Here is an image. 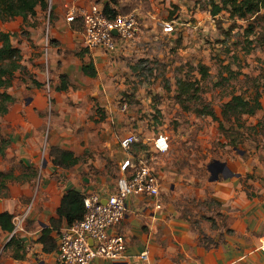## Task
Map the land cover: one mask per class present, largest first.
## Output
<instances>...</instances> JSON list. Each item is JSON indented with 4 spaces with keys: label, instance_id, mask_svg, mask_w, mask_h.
<instances>
[{
    "label": "crops",
    "instance_id": "0c3cea01",
    "mask_svg": "<svg viewBox=\"0 0 264 264\" xmlns=\"http://www.w3.org/2000/svg\"><path fill=\"white\" fill-rule=\"evenodd\" d=\"M94 3L103 8L108 3L115 6L111 0H51L46 10L38 7L35 16L0 20V31L20 33L12 39L23 56V70L16 73L13 85L8 89L15 101L8 112L0 116V131L7 140L0 170H12L18 178L0 190V212L8 211L15 216L30 206L25 231L18 235L26 244V258L14 259L10 249L5 250L11 234L0 228V248L4 249L0 264H56L55 251L46 253L38 240L42 230L51 225V219L59 218L58 209L64 195L70 189H76L84 196L98 193L106 201L117 190L116 167H121L128 158L150 152L155 153L151 157L152 164L160 172L156 171L161 180L162 206L156 207L155 200L145 195L129 198L125 219L112 230L125 235L128 260L114 262L99 258L94 264H234L233 236L226 233V229L230 232V227L238 223L241 225L239 232H243L246 220L236 215L237 204L232 198L234 180L239 181L249 164H244L243 159L240 163L217 160L226 164V173L223 171L221 181L219 177L209 178L214 185L211 188L213 197L225 200L214 216L215 222H197L195 214L198 210L193 204L187 208L191 216L183 214L182 199L185 205V198L188 201L200 197L206 188L199 187L193 177L187 176L188 172L177 169V158L167 155L170 147L164 153L156 150L154 141L161 133H156L155 126H145L134 113L127 114L114 104V86L110 85L113 80L110 76L103 79L98 69L100 63L108 60V53L84 47L80 13L77 20H67L72 8L81 12L89 10ZM209 15L214 20L218 18L210 11ZM48 21L50 42L46 47ZM90 63L98 71L96 77L83 71L84 64ZM47 75L53 84L61 81L60 88L67 84L65 89L54 88L51 104L45 84ZM65 76L76 86V92L66 79H61ZM97 78L103 81V93L78 87L87 83L91 86ZM261 102L263 108L259 112H264V94ZM132 133L138 134L141 141L133 144L132 150H126L120 141ZM54 146L73 151L81 158L80 162L69 169L56 166L50 156ZM243 166L245 170L241 169ZM30 168L36 171L27 172ZM241 208L244 213L246 207ZM218 214L224 217L225 224L220 225ZM67 225L66 219H62L58 229ZM201 230L213 240L211 245L201 243ZM223 230L225 241L219 243V234ZM262 230L260 227L259 232ZM57 234L55 230L56 243ZM263 239L264 236L260 238V246ZM143 252H148L147 260L141 259Z\"/></svg>",
    "mask_w": 264,
    "mask_h": 264
},
{
    "label": "rangeland",
    "instance_id": "374dc122",
    "mask_svg": "<svg viewBox=\"0 0 264 264\" xmlns=\"http://www.w3.org/2000/svg\"><path fill=\"white\" fill-rule=\"evenodd\" d=\"M126 2L132 1L118 0L120 4ZM147 2L149 9L139 4L130 11L137 12L141 18L135 38L121 43L115 53H108V60L99 64V73L103 79L110 76L113 80L110 85L114 86V104L127 114L134 113L145 126H155L156 133L167 134L170 137L167 155L177 158V169L188 172L187 176L193 177L199 187L206 188V193L202 192L200 197L188 201L185 198V205L182 199L185 216H191L187 208L193 204L198 210L197 222H215L214 216L221 209V202H225L213 197L211 189L214 185L209 178L214 176L211 164L215 160L240 163L243 159L244 164H249L239 181L233 178L236 182L232 198L237 204L236 215L243 220L245 217L247 224L243 225L242 233L238 223L230 227V232L226 229V233L233 236L234 264H264V252L259 248L260 238L264 236L261 234L264 232V112L245 115L247 128H240L238 134L229 132L232 138L238 135L237 147L231 145L232 138L220 131L218 121L197 113L198 108L209 104L221 116V106L232 93L251 96L256 85L264 89V78H259L264 75V18L261 17L264 10L257 18L248 20L232 19L224 11L214 20L209 15L211 0ZM167 22L173 25V31L164 30ZM250 26H254V31L248 35ZM199 63L210 68L205 79L199 74ZM61 79H66L74 92L78 90L68 76ZM181 79L196 81L199 100L179 101L177 92ZM93 82L91 86L87 83L78 87L103 93V81L97 78L96 83ZM60 84L61 81L53 84L50 80L52 91L58 90ZM94 99L99 103L97 97ZM146 154L152 157L155 153ZM15 167L24 172L18 164ZM129 169L130 166L125 171L116 167V179ZM241 169L245 170V166ZM31 170L35 169L27 172ZM157 172L160 174L159 169ZM222 173L219 172V181L223 179ZM241 206L246 207L244 213ZM218 221L220 225L225 224L221 214ZM260 227L262 232H259ZM224 232L219 234V243L225 241ZM208 236L201 230L199 239L205 246L213 243ZM228 241L231 244L230 239ZM3 255L4 249L0 248V260Z\"/></svg>",
    "mask_w": 264,
    "mask_h": 264
},
{
    "label": "built area",
    "instance_id": "2783aa9c",
    "mask_svg": "<svg viewBox=\"0 0 264 264\" xmlns=\"http://www.w3.org/2000/svg\"><path fill=\"white\" fill-rule=\"evenodd\" d=\"M78 13L81 14L83 22L81 37L84 47L88 50L100 49L106 53H115L121 43L135 38L141 21L137 12H107L98 3L92 4L89 10L81 12L72 8L67 20L74 21ZM49 26L48 21L45 35L46 47L50 42ZM164 30L173 31V25L165 23ZM50 80L51 78L47 75L46 84L51 104ZM140 141V136L132 133L123 137L120 142L124 149L129 150L133 144ZM169 141V136L161 133L156 137L154 146L158 152H168ZM129 166L130 169L118 178L116 192L112 193L106 201H103L98 193L86 195L83 218L58 231L56 264H94L99 258L114 262L128 260L125 235L114 233L112 230L125 219L129 198L145 195L155 200L156 207L162 206L161 180L152 164L151 157L145 153L132 159L128 158L123 162L121 169L125 171ZM29 213L30 206L14 216L13 234L18 236L25 231ZM260 249L264 252V239ZM140 257L147 260L148 252H143Z\"/></svg>",
    "mask_w": 264,
    "mask_h": 264
},
{
    "label": "trees",
    "instance_id": "16d2710c",
    "mask_svg": "<svg viewBox=\"0 0 264 264\" xmlns=\"http://www.w3.org/2000/svg\"><path fill=\"white\" fill-rule=\"evenodd\" d=\"M131 1L130 3L126 2L120 4L118 0H111V2L115 3V6L111 7L108 3L105 10L107 12L120 11L122 13H129L139 4L144 5L146 7L145 9L150 8L147 0ZM38 7L46 10L49 7L48 0H0V20L9 21L17 16H22L24 19H27L30 16L36 15ZM209 10L213 16H218L225 11L229 13L232 19L239 18L248 20L252 17L257 18L261 14L264 10V0H211ZM261 17L264 18V14ZM75 20H77V18ZM253 27L254 26H250L247 29L248 35L254 31ZM15 36L16 33L0 31V116L5 115L9 110L10 104L15 101V97L8 92V89L13 85L16 73L19 70H23L21 49L14 45L12 39ZM262 39L264 40V35H262ZM227 69L231 72L230 68L227 67ZM83 71L91 77H96L98 74L93 63L84 64ZM198 71L201 75V79H205L209 76L210 68L205 64L199 63ZM259 78H264V75L259 76ZM195 83L196 81L192 82V80L188 79L179 80L177 98L180 102L183 103L184 99L185 101L200 99L198 98L199 92L198 88L195 87ZM260 87L261 86L256 85L251 96H246L243 93H232L230 99L221 106V116H218L215 109L209 104H205L198 108L197 113H199V115H208L215 121H218L220 131L231 139L230 131L238 134L240 128H247L243 120L245 115H256L263 108L261 98L264 94V89L261 90ZM65 88L66 85L63 84L58 90ZM236 127L238 128L236 129ZM248 127L253 129L252 126ZM237 136L238 135L231 139L230 143L232 146H238ZM6 142V138L0 131V156L5 155ZM50 156L56 166L65 169L74 167L81 160L73 151L55 146L51 148ZM12 180H18L12 170L7 172L0 170V190L6 187L7 183ZM84 198L85 196L76 189H70L64 195L61 206L58 209L59 218L51 219V225L42 230V234L38 240L43 244V250L46 253L54 252L57 249V243L53 236V232L55 230H60L58 227L62 219H66V223L70 225L83 218L85 213ZM13 219L14 214L8 211L0 212V228L8 234H11V238L5 246V250L10 249L11 256L14 259L23 260L26 258V244L23 238L13 234L15 228Z\"/></svg>",
    "mask_w": 264,
    "mask_h": 264
},
{
    "label": "water",
    "instance_id": "95a60500",
    "mask_svg": "<svg viewBox=\"0 0 264 264\" xmlns=\"http://www.w3.org/2000/svg\"><path fill=\"white\" fill-rule=\"evenodd\" d=\"M115 34H117V32H115ZM212 173H214V177L211 178V180H214L218 177L219 172H223L226 169V164L222 163L220 161L215 160L212 164Z\"/></svg>",
    "mask_w": 264,
    "mask_h": 264
}]
</instances>
